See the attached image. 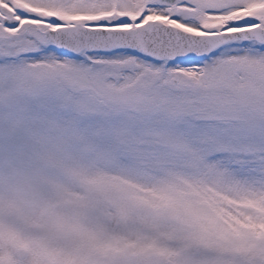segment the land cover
I'll return each instance as SVG.
<instances>
[{"label":"snow or ice","instance_id":"1","mask_svg":"<svg viewBox=\"0 0 264 264\" xmlns=\"http://www.w3.org/2000/svg\"><path fill=\"white\" fill-rule=\"evenodd\" d=\"M0 264H264V0H0Z\"/></svg>","mask_w":264,"mask_h":264}]
</instances>
